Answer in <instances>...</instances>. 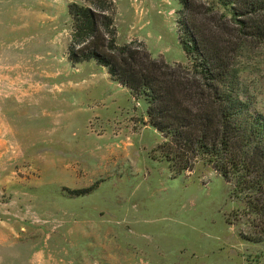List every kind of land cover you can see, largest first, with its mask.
I'll return each instance as SVG.
<instances>
[{"label":"rangeland","instance_id":"obj_1","mask_svg":"<svg viewBox=\"0 0 264 264\" xmlns=\"http://www.w3.org/2000/svg\"><path fill=\"white\" fill-rule=\"evenodd\" d=\"M112 1L118 44L188 63L180 0ZM73 3L0 0V264H264L233 184L201 163L173 174L147 103L72 63ZM247 62L264 115V49Z\"/></svg>","mask_w":264,"mask_h":264},{"label":"trees","instance_id":"obj_2","mask_svg":"<svg viewBox=\"0 0 264 264\" xmlns=\"http://www.w3.org/2000/svg\"><path fill=\"white\" fill-rule=\"evenodd\" d=\"M85 1L69 6L72 63L95 61L143 99L149 125L163 136L156 159L175 175L201 163L231 182L245 202L248 239L264 241V115L243 84L247 61L264 49V0H180L176 22L187 64L154 58L134 42L118 44L113 1Z\"/></svg>","mask_w":264,"mask_h":264},{"label":"crops","instance_id":"obj_3","mask_svg":"<svg viewBox=\"0 0 264 264\" xmlns=\"http://www.w3.org/2000/svg\"><path fill=\"white\" fill-rule=\"evenodd\" d=\"M173 64V63H172Z\"/></svg>","mask_w":264,"mask_h":264}]
</instances>
